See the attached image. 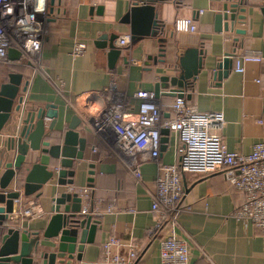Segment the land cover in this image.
<instances>
[{
    "label": "crops",
    "instance_id": "crops-1",
    "mask_svg": "<svg viewBox=\"0 0 264 264\" xmlns=\"http://www.w3.org/2000/svg\"><path fill=\"white\" fill-rule=\"evenodd\" d=\"M134 1L49 0L50 17L43 37L41 68L24 55L18 60L0 62L1 81L10 72L24 75L23 84L28 83L23 93L27 108L36 109L47 103L57 105L59 116L54 130L49 132L52 143L62 142L75 115L82 121L77 129L87 146L84 159L76 162L73 185L77 187L73 191L88 187L89 178H93L92 186L82 196V207L88 206L99 223L93 242L86 243L82 252L76 250L70 264H102L103 242L109 235L133 239L139 244L133 264H161L160 240L165 231L152 230L156 217L151 210V196L90 123L83 122L82 115L68 100L75 101L79 95L109 87L111 101L126 96L129 103L137 105L138 99L133 95L138 89L154 91L161 75H178L179 58L186 49L178 43L175 30L179 14L194 16L201 37L198 47L203 51L202 68L184 87L187 104L201 112L223 113L225 123L221 132L229 150L250 153L256 142L264 140V0H158L155 5L160 33L121 47L116 66L110 67L108 48L99 47L96 41L102 34L130 35V25L120 21ZM232 3L239 4L237 13L243 19L237 17L233 28L224 29L226 20L218 22L216 17L223 12L224 5ZM237 29H243L244 33H237ZM76 41L86 44L85 51L77 56L72 53ZM227 53L235 54L233 62L227 75L219 78L217 65ZM246 53L258 54L262 61L242 60L244 70L238 71L236 59H242ZM161 91L157 97L163 117H173L176 96L168 94V88ZM98 95L92 103L82 99L77 102L78 108L91 119L99 118L109 103L105 95ZM13 115L0 133V175L4 171L2 158L7 138L15 135L20 126L21 112ZM50 121L45 118L46 125ZM168 137L160 160L174 163L178 158L177 137L171 131ZM6 155L9 157L4 156L5 162L14 154L11 151ZM59 167V161L51 159L49 169ZM91 170L95 173L91 174ZM141 171L152 188L157 163L147 161L141 165ZM14 185L15 180L11 183ZM183 185V211L176 231L190 242V264H264V232L237 215L245 202L243 191L227 181L222 172L185 173ZM64 191H69L68 185H60L55 173L40 190L15 202V211L4 225L42 235L53 214V198ZM25 208H30V213L21 215ZM1 227L4 226H0V236L6 231ZM58 242L57 237L52 238L48 243L53 247L49 249L53 251Z\"/></svg>",
    "mask_w": 264,
    "mask_h": 264
},
{
    "label": "built area",
    "instance_id": "built-area-1",
    "mask_svg": "<svg viewBox=\"0 0 264 264\" xmlns=\"http://www.w3.org/2000/svg\"><path fill=\"white\" fill-rule=\"evenodd\" d=\"M49 0H0V62L9 61L8 51L16 48L36 67L41 68L43 37L50 17ZM178 43L182 48L198 47L201 37L193 15L179 14L175 20ZM117 45L130 43V35H120ZM86 44L76 41L73 55H80ZM243 61H262L258 54H243L236 59V69L243 71ZM99 94V95H98ZM98 96L109 99L103 114L91 119L77 106L78 99L93 102ZM137 105L126 96L111 101L109 87L102 91L77 96L68 100L80 113L84 123L101 135L107 146L120 158L123 166L144 186L152 199L151 210L156 217L152 230L165 231L160 240L161 264H190L191 246L188 239L177 234L179 215L183 211V173L209 175L222 172L223 177L245 193V202L238 212L241 218L252 221L264 232V140L254 144L250 153L229 150L222 136L225 118L222 112H201L187 104L185 97H176L172 104L173 117L164 118L163 109L155 92L138 89L134 95ZM71 99V98H69ZM86 105V103H84ZM79 105V104H78ZM169 129L177 137L178 158L174 163L160 160L162 130ZM147 161L157 163L153 187L143 179L141 165ZM77 186H68L73 191ZM88 187H79L80 196ZM31 209L25 208L23 214ZM15 211V208H14ZM83 212H89L85 206ZM139 244L133 239L109 235L103 242L102 264H133L138 257Z\"/></svg>",
    "mask_w": 264,
    "mask_h": 264
},
{
    "label": "water",
    "instance_id": "water-1",
    "mask_svg": "<svg viewBox=\"0 0 264 264\" xmlns=\"http://www.w3.org/2000/svg\"><path fill=\"white\" fill-rule=\"evenodd\" d=\"M157 1L136 0L122 17L120 22L130 25L131 44H135L144 36H155L160 33L155 5ZM238 9H240L238 3L224 5L223 12L216 17L218 22L226 20L224 29H228L229 26L233 28L237 17L243 19V15L237 13ZM236 31L244 33L243 29ZM119 36L117 33L102 34L96 41L99 47L108 48L109 65L113 68L122 52V48L116 43ZM22 55L16 48H10L8 51L11 60H18ZM234 55L227 53L219 61L217 65L219 78L223 74L227 75ZM126 60L124 57L125 62ZM179 63L181 70L178 75L164 73L160 76L154 90L156 96L162 93V88H168V94L184 97V87L203 66V51L199 47H187L182 52ZM23 78L22 73L10 72L6 80H0V133L5 124L12 120L14 112H21L18 131L7 138L2 158L4 171L0 175V226H4L1 228L6 231L0 236V264H70L76 250L82 252L86 243L93 242L99 223L94 218L97 215L91 214L90 211H82L83 198L78 192L64 191L53 198V214L42 235L38 231L30 232L27 229L20 230L14 226L4 225V221L14 212L15 202L20 200L21 196L27 197L40 190L55 173L60 185L75 186L73 183L76 162L84 159L87 146L86 139L80 137L77 129L82 123L77 115L73 117L65 131L62 142L52 143L49 132L54 130L59 116L57 105L47 103L36 109L27 108L24 105L23 93L27 91L28 83L23 84ZM45 118L51 119L48 125ZM169 133V129L162 130V151L168 144ZM11 151L13 157L5 162L4 156L9 157L6 153ZM51 159L59 161V169H49ZM93 166L92 164L91 167ZM23 172L25 174L21 183L20 177ZM90 173L95 172L91 170ZM67 176H70V179H67ZM13 180L14 187L11 186ZM92 181L93 178L90 177L88 187L92 186ZM56 237L59 242L52 251L49 247L53 246L48 242ZM42 240L44 243H41Z\"/></svg>",
    "mask_w": 264,
    "mask_h": 264
},
{
    "label": "trees",
    "instance_id": "trees-1",
    "mask_svg": "<svg viewBox=\"0 0 264 264\" xmlns=\"http://www.w3.org/2000/svg\"><path fill=\"white\" fill-rule=\"evenodd\" d=\"M183 174H185V173H183Z\"/></svg>",
    "mask_w": 264,
    "mask_h": 264
}]
</instances>
